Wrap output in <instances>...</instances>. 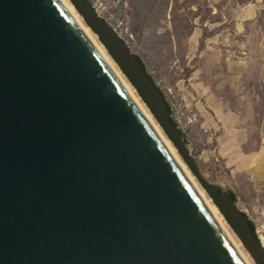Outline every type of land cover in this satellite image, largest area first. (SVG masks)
Here are the masks:
<instances>
[{
  "label": "water",
  "instance_id": "water-1",
  "mask_svg": "<svg viewBox=\"0 0 264 264\" xmlns=\"http://www.w3.org/2000/svg\"><path fill=\"white\" fill-rule=\"evenodd\" d=\"M254 264L264 247L201 173L167 102L89 0H68ZM0 264H244L61 0H0Z\"/></svg>",
  "mask_w": 264,
  "mask_h": 264
},
{
  "label": "rangeland",
  "instance_id": "rangeland-1",
  "mask_svg": "<svg viewBox=\"0 0 264 264\" xmlns=\"http://www.w3.org/2000/svg\"><path fill=\"white\" fill-rule=\"evenodd\" d=\"M89 1L141 59L201 173L236 196L264 247V0H147L139 33L128 0Z\"/></svg>",
  "mask_w": 264,
  "mask_h": 264
},
{
  "label": "bare ground",
  "instance_id": "bare-ground-1",
  "mask_svg": "<svg viewBox=\"0 0 264 264\" xmlns=\"http://www.w3.org/2000/svg\"><path fill=\"white\" fill-rule=\"evenodd\" d=\"M61 2L68 9V11L72 15V17L78 22V24L82 28L83 32L91 39V41L93 42L95 47L100 52L101 56L107 61V63L109 64V66L111 67L113 72L116 74L118 79L121 81V83L123 84V86H124L125 90L127 91V93L136 102V104L138 105V107L141 110V112L144 114V116L147 118V120L149 121V123L151 124L153 129L155 130L156 134L161 138L164 146L171 152L172 157L179 164L181 170L187 176V178L189 179V181L193 185L194 189L197 191V193L201 197L202 201L204 202V204L206 205V207L208 208V210L210 211L212 216L215 218V220L217 221V223L219 224V226L221 227V229L223 230V232L227 236L228 240L231 242V244L235 248L236 252L240 256V258L243 261V263L244 264H252V262L250 261V258L246 255V253L244 252V250L240 246L239 242L235 240V238L230 233V230H228L227 224L224 221L223 217L220 215V213L217 210V208L212 204L211 200L206 196L205 192L202 189H200L198 187V185L195 183V181L190 177V175L188 174L184 164L179 159L178 155L176 154L174 148L171 146L170 142L163 136V134L161 133L159 128L153 122V120L151 119L150 115L146 111V108H144L143 104L134 95L133 90L131 89L129 84L123 79V77L120 74L119 70L116 68V66L112 62V60L108 57V55L106 54V52L103 49V47L97 43V41L95 40V37L92 35L90 29L82 23L81 18L79 17V15L77 14V12L75 11V9L73 8V6L70 4V2L68 0H61Z\"/></svg>",
  "mask_w": 264,
  "mask_h": 264
},
{
  "label": "trees",
  "instance_id": "trees-1",
  "mask_svg": "<svg viewBox=\"0 0 264 264\" xmlns=\"http://www.w3.org/2000/svg\"><path fill=\"white\" fill-rule=\"evenodd\" d=\"M143 4L140 6V5H138L137 4V0H128V4H129V7H130V9L132 10V12L134 13V16H133V24H132V27H131V30H132V32L133 33H139L140 32V26L143 24V22H144V20H145V17H144V13L143 14H139V12L143 9V8H145L146 6H148V1L147 0H143V2H142ZM202 43V40L200 41V44ZM130 50V49H129ZM137 58H138V60L139 61H141V59L138 57V56H136ZM141 63H142V65H143V68H144V71H145V74L149 77V79L154 83V81L152 80V78H151V76L147 73V71H146V68H145V66H144V64H143V62L141 61ZM155 84V83H154ZM162 93V92H161ZM168 105V104H167ZM167 109H168V113H169V115H170V117H171V123L174 125V126H176L177 128H178V130H179V132L181 133V135H182V137L184 138V142H185V144H187V140H186V136H185V134L182 132V130L178 127V124H177V122L172 118V110H171V108H170V106L168 105L167 106ZM193 157L195 158V160L197 161V159H196V155L195 154H193ZM216 187V186H215ZM219 191H221L220 190V188H218V187H216ZM230 199H231V201H233V202H235L236 203V201H237V199H236V196L231 192V191H228V192H226L225 193ZM241 212L243 213V215H245L246 216V214L241 210ZM247 217V216H246ZM250 227H251V229H252V233H253V235L256 237V238H258L257 237V235H256V233H255V229H254V226H253V224L252 223H250Z\"/></svg>",
  "mask_w": 264,
  "mask_h": 264
}]
</instances>
